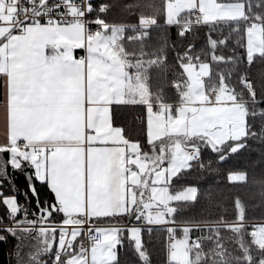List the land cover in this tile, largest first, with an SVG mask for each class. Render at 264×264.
<instances>
[{"label": "trees", "instance_id": "trees-1", "mask_svg": "<svg viewBox=\"0 0 264 264\" xmlns=\"http://www.w3.org/2000/svg\"><path fill=\"white\" fill-rule=\"evenodd\" d=\"M171 1L88 0L90 18L109 27L107 32L114 27L123 29L120 50L129 73L139 69L145 78L147 103L114 107L113 124L123 130L129 143L139 147L141 155L165 151L168 137L153 143L148 140L149 110L166 105L175 111L185 101V66L208 65L207 91L223 86L235 97L246 111V131L244 137L216 148L204 137L185 141L197 150L200 161H189V166L169 181L168 190L177 194L194 188L195 198L171 204L169 227H143L141 248L135 246L128 231L138 212L99 219L101 225L119 227L117 260L110 264H167L168 236L181 238L184 233L193 264H264V0H217L242 4L243 19L189 26L184 24L191 13L182 14L176 24L167 23L166 7ZM143 21H151V25L143 26ZM253 26L261 31L263 49L249 59L247 39ZM14 154L12 148H0V225L10 222L9 201L27 205L30 221L56 226L65 223L48 186L33 176L26 163L14 166ZM255 223L263 224L261 234L252 233ZM58 233L0 229V264H51ZM48 234L52 248L40 255L39 241ZM199 236L204 240L192 248Z\"/></svg>", "mask_w": 264, "mask_h": 264}, {"label": "crops", "instance_id": "crops-1", "mask_svg": "<svg viewBox=\"0 0 264 264\" xmlns=\"http://www.w3.org/2000/svg\"><path fill=\"white\" fill-rule=\"evenodd\" d=\"M15 1L0 0V148H12L15 159L48 186L67 224L78 214L88 216L101 242L87 255L75 243L65 264L113 263L119 227L97 221L129 213L124 172L133 155L123 130L113 124L112 110L146 104L148 98L144 103L139 97L125 102L128 68L120 48L96 35L87 38L81 25L32 24L15 33L11 24ZM181 2L182 14L199 10L204 24L244 17V6L238 3ZM203 12L217 14L218 19L206 20ZM167 23L172 24L168 19ZM247 48L249 59L262 52L261 31L255 26L248 31ZM151 114L159 116L158 108H150L148 119Z\"/></svg>", "mask_w": 264, "mask_h": 264}, {"label": "rangeland", "instance_id": "rangeland-1", "mask_svg": "<svg viewBox=\"0 0 264 264\" xmlns=\"http://www.w3.org/2000/svg\"><path fill=\"white\" fill-rule=\"evenodd\" d=\"M184 4L181 0H173L168 3V20L176 24L178 17L182 14ZM205 11L210 10L209 4L204 7ZM206 13V20L211 17L218 19L217 14ZM187 21V20H186ZM143 26L151 25V21H143ZM259 29L258 26H255ZM109 27L97 34V38L105 44H117L120 48L123 29L119 27ZM128 66V63L125 62ZM128 68V67H127ZM185 72L188 77V87L184 94V103L175 112L177 117L170 118L168 115H149L148 140L150 143L160 141L168 136L169 144L164 148L155 150L152 155H141L139 147L131 144L128 152L133 155V159L128 163L124 172L125 203L129 214L140 213L141 210L147 212L146 224L134 223L129 228V237L134 241L139 249L142 246L141 231L143 227L170 226V217L173 211L171 204L176 201H191L195 198L194 188H187L177 194H171L168 190L169 181L182 170L189 166L192 158L187 157V149L194 148L185 142L196 137H204L210 142L212 147H221L230 140H237L245 135L246 131V111L238 104L235 97L225 88L218 89V96L211 98L206 89V84L201 79L209 75L208 65H186ZM124 80V79H123ZM146 83L144 74L137 69L132 75L127 70L126 93L128 97L125 102L129 103L139 97L140 101H146ZM173 109V108H172ZM183 140V142H181ZM185 140V141H184ZM23 161L15 159L13 165L21 167ZM13 201H9L10 207ZM66 223V222H65ZM1 229V228H0ZM171 232L173 230L170 227ZM41 231V230H40ZM80 230L73 229L71 241L79 236ZM261 234V233H260ZM57 249H61L60 241ZM38 252L47 254L52 248L53 239L44 235L39 241ZM195 243L192 244L194 248ZM196 245V244H195ZM190 244L187 233L181 238L176 237V243L170 246L169 260L167 264H193L189 257ZM86 264V263H81Z\"/></svg>", "mask_w": 264, "mask_h": 264}, {"label": "built area", "instance_id": "built-area-1", "mask_svg": "<svg viewBox=\"0 0 264 264\" xmlns=\"http://www.w3.org/2000/svg\"><path fill=\"white\" fill-rule=\"evenodd\" d=\"M89 5L88 0H16L14 3V11L11 15V24L15 33H21L25 27L32 24L41 25H81L86 31V37L92 38L94 35L100 34L105 25L88 16ZM202 23V13L195 10L187 18L185 26L196 25ZM251 26H247L250 28ZM206 79L203 78L205 83ZM218 95V90L211 92L210 97L215 98ZM170 110L169 106L160 105L158 113L166 115ZM171 118L177 117L174 110L169 112ZM23 149H20L22 152ZM128 158L132 155L128 154ZM187 157L200 161V156L195 148L187 149ZM147 212L141 210L136 218L138 224H146ZM9 224L0 225L1 229H8L13 231L15 229H25L29 231H40L44 229L58 230V245L60 241L61 249H55L51 264H63L64 256L74 252V245L77 243L78 249L84 254L90 251L91 247L100 244V239L96 237L92 231V225L86 214H78L74 216L70 223H63L61 225H44L38 221H30L31 215L29 209L25 204H17L11 206L8 210ZM263 224L255 223L251 225L252 233L258 234L262 232ZM73 229H79L80 235L71 241ZM2 238V236H0ZM80 238V240H78ZM204 238L199 236L195 240L194 246L202 242ZM78 241V242H77ZM169 247L176 243V237L169 235L167 238ZM57 245V247H58Z\"/></svg>", "mask_w": 264, "mask_h": 264}]
</instances>
